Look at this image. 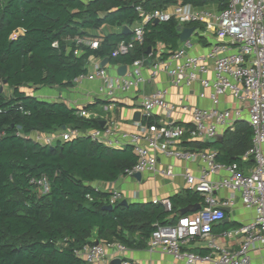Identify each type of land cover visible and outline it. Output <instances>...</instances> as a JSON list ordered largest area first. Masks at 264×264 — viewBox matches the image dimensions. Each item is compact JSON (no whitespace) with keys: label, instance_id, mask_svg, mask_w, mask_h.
Here are the masks:
<instances>
[{"label":"trees","instance_id":"trees-1","mask_svg":"<svg viewBox=\"0 0 264 264\" xmlns=\"http://www.w3.org/2000/svg\"><path fill=\"white\" fill-rule=\"evenodd\" d=\"M228 2L0 0V84L10 91L0 89V264H88L76 251L97 242L145 249L159 226L177 224L181 210L204 202L200 193L186 190L171 197L170 211L162 204L122 205L120 201L113 210H106L111 194L94 184L125 177L126 170L137 163L133 148H111L88 136L53 146L41 144L35 135L64 128L101 130L103 120L81 117L80 109L38 99L24 90L71 88L88 72L91 58H108L115 66L169 58L180 48L182 33L174 19L145 24L143 42L127 55L113 57V52L121 42L133 38V31L102 35L97 49L77 44L76 38H94L90 31L105 25L132 29L142 21L138 7L151 12L178 4L205 7L216 3L224 11ZM186 26L204 29L199 23ZM156 122V117L142 121L143 125ZM252 135L249 124L239 121L233 131H226L221 143L186 144L193 150L215 151L218 162L240 164L251 147ZM42 178L48 180L47 193L33 183Z\"/></svg>","mask_w":264,"mask_h":264},{"label":"built area","instance_id":"built-area-1","mask_svg":"<svg viewBox=\"0 0 264 264\" xmlns=\"http://www.w3.org/2000/svg\"><path fill=\"white\" fill-rule=\"evenodd\" d=\"M142 21L133 30L134 36L128 42H121L113 52V57L127 55L137 43L144 38V25L148 22H168L176 20L180 26L194 23H207L221 39L229 40L236 50L228 53L225 45L212 48L208 57L214 60V78L204 76L210 72L207 58L191 55L186 48H179L169 58L159 57L151 65L152 78L166 74L176 87H192L200 82L203 88L209 89L208 98L214 105L211 109L191 106L188 103H171L167 100L168 90L160 89L143 98L142 105L145 117H157L156 111L166 114L167 122H156L152 125H142L136 133L120 132L114 121H106L101 130L91 129L83 132L75 129H65L50 135H35L36 141L43 145L53 146L58 141H70L88 136L106 146L122 149L131 146L137 156V163L126 170L125 177H134L137 173H162L171 178L175 176L173 166L165 171H158V158L152 152H158L168 158L180 159L195 163L201 161L204 168L200 175L186 170L184 176L189 190L200 193L204 198L200 211L191 216L180 218L175 225L159 226L148 242V247L160 250L178 261L187 264H264L255 262L252 252L264 250V0H229L228 7L218 14L200 10L191 5L178 4L172 10H153L145 12L137 8ZM78 45L91 49L99 47L98 40L76 38ZM57 45V44H55ZM80 55L79 51L75 52ZM102 60H89L87 69L91 72L81 75L76 82L84 80H101L99 95L106 100H113L119 93H131L142 90L147 83L145 71L147 60L135 61L125 76H111L106 68H101ZM206 97L205 93L200 95ZM231 96L237 103L235 108H220L221 99ZM107 110L111 106L106 107ZM177 112L189 114L192 117V127L185 128L175 125L173 115ZM81 117L98 118L95 113L80 109ZM253 130L250 149L242 157L245 161L252 160L254 167L245 173L240 164H225L216 160L217 153L213 150H192L181 147L186 136L190 139L209 142L222 136L226 130H233L239 121H244ZM224 172L218 181H211V174ZM47 193L50 190L48 180L42 178L33 181ZM239 192L247 209H253L255 219L248 223L223 232V236L241 238L240 247L234 250L226 244H221L213 236V228L225 220V208L234 204V196L219 201L216 194L222 191ZM111 194L110 205L123 198L119 189L107 190ZM154 204H162L168 211L172 209L170 200H155ZM198 238L206 240L211 254L199 255L189 249ZM116 249L125 252L127 248L119 244L105 246L102 244L86 245L76 251V255L88 264H108V250Z\"/></svg>","mask_w":264,"mask_h":264},{"label":"crops","instance_id":"crops-1","mask_svg":"<svg viewBox=\"0 0 264 264\" xmlns=\"http://www.w3.org/2000/svg\"><path fill=\"white\" fill-rule=\"evenodd\" d=\"M84 1L87 2L89 0ZM173 6L168 7L166 10L171 11ZM195 8L204 10L212 14H218L219 12H221L219 9V5L216 3L207 5L205 7ZM199 24L203 25L204 29H196L190 39L186 42H181L180 40V48H186L191 55L206 57L210 72L204 77L206 79L212 80L214 78V60L208 57L212 48L217 45H225L229 48L228 53H233L236 49L232 45L230 46L229 40L219 38L216 32L208 27L207 23L203 22ZM138 26L139 23L137 22L132 27L131 31L136 29ZM124 28H114L105 25L100 30L90 31V34L94 37L91 38V40H98V38L102 35L122 33ZM185 28L191 27H187L186 25L181 26L182 32ZM91 59L93 62L99 60L95 58ZM152 63L153 59L151 58L148 61L147 69L145 71L147 83L145 84L142 90H137L128 94L119 93L113 100L108 101L103 96L99 95V88L102 85L101 80H84L82 82H76L75 85L71 88H60L57 86L49 87L50 90L48 91L46 90V88L48 87H43L39 89L36 88L42 96H38L35 94H33V96L48 102H64L70 107L77 109H85L87 106H91L89 112L97 114L99 116L98 118H101L103 122L109 120L114 121L116 127L120 132L130 133L138 132L141 126L143 125L142 121L145 118L144 109L142 105L143 98L146 95H149L160 89L168 90L167 100L171 103H188L191 106L205 109H211L214 107L211 100L208 98L210 90L203 88L200 82H196L192 87H176L172 84L170 78L164 73H161L155 78H152L150 72ZM121 66L124 65L115 66L108 64L106 69L109 75L117 76L119 75L118 69ZM92 69L93 68H89L88 71L91 72ZM202 93L206 94L205 98H202L200 96ZM108 105L111 106L110 110L106 109ZM219 107L222 109L235 108L237 107V103L231 96H224L221 99V104L219 105ZM138 112L141 113L140 122H136L134 119L135 114ZM156 115L157 122H167L166 120L168 119H166V114L163 111L157 110ZM172 119L175 125L185 128L192 127V117L189 114L177 112L173 115ZM246 119H248L247 115H245L244 121L240 122L247 123V121H245ZM226 131L222 134V137H224ZM188 142L201 141L195 139L192 140L188 136H186L183 140V143H181V147L193 150V148L189 147L186 144ZM152 154L157 156L158 158L157 169L159 172L165 171L169 166H173L175 176L168 178L162 173L147 172L142 174L141 179H138L135 176L123 177L114 183H95L94 187L102 191H107L109 189L114 188L119 189L123 194V198H121L120 202L125 200L128 202V204L151 202L153 203L155 200H170L171 197L177 194H182L186 190H189L184 176L186 170H191L193 174L200 175L204 168V164L201 161L190 163L180 159L168 158L155 151H153ZM240 166L245 173H249L254 167V162L252 160L245 161L242 159L240 162ZM224 175V172L218 174H211L209 176V179L211 181H218L222 177H224ZM231 196H234V204L231 207L225 208L226 218L225 220L219 222L214 226L213 236L218 240L219 243L226 244L229 247H232L234 250H238L242 241L241 238L228 239L222 234L225 231L239 228L244 224L252 222L255 219L256 213L253 209H247L244 206L241 194L239 192L233 193L231 191L226 190L216 194V197L219 201L228 200ZM203 203L192 205L188 208L200 206L201 209ZM200 209H197L195 211H189L186 214H182V211L184 210L183 209L181 210V215L182 217L191 216L200 211ZM228 224L229 227L226 228V225ZM95 240L96 239L93 238V241ZM189 249L199 255H208L212 252V250L207 247L206 240L201 238H198L196 242H194L189 247ZM252 257L255 262H264V250L258 249L253 251ZM116 258H120L123 264H187L185 262L176 260L172 256L160 250L152 251L149 247L141 250L127 249L125 252H120L116 249H109L108 264H110V262Z\"/></svg>","mask_w":264,"mask_h":264},{"label":"water","instance_id":"water-1","mask_svg":"<svg viewBox=\"0 0 264 264\" xmlns=\"http://www.w3.org/2000/svg\"><path fill=\"white\" fill-rule=\"evenodd\" d=\"M154 23H159L158 21H154ZM196 28L195 27H191V28H185L183 30V32L181 33V42H186L190 39V37L193 35V33L195 32ZM131 29L129 27H125L124 30H123V33L124 34H129L131 33ZM148 53L150 54L151 53V48L148 50ZM109 64V59L106 58L104 60H102L101 64H100V67L101 68H106L107 65ZM127 70H128V66L124 65V66H121L119 69H118V73L119 75L121 76H125L126 73H127ZM135 121L136 122H140L141 121V113H136L135 114ZM105 126V122H102V127ZM66 128H64L63 130H65ZM223 141V137L222 136H219V137H216V138H213L211 140H209V142L211 143H221ZM53 148V147H51ZM141 176L142 174L141 173H137L135 174V177L138 178V179H141ZM122 205H128V202L127 201H122L121 202ZM106 210H113V205H109L107 207H105ZM199 210L200 209V206H197V207H194V208H186L182 211V214H186L187 212L189 211H195V210ZM227 221V220H226ZM97 244H100L99 242H97ZM110 264H123L122 260L120 258H116V259H113Z\"/></svg>","mask_w":264,"mask_h":264},{"label":"rangeland","instance_id":"rangeland-1","mask_svg":"<svg viewBox=\"0 0 264 264\" xmlns=\"http://www.w3.org/2000/svg\"><path fill=\"white\" fill-rule=\"evenodd\" d=\"M4 88H5V91L9 94L10 91L6 87H4V85L0 84L1 91H4ZM46 90L48 91V90H50V88L48 87V88H46ZM24 91L28 92L31 95L35 94V95H38V96H42L41 93H39L38 89H36V88H27ZM35 137L36 136H34V138Z\"/></svg>","mask_w":264,"mask_h":264}]
</instances>
